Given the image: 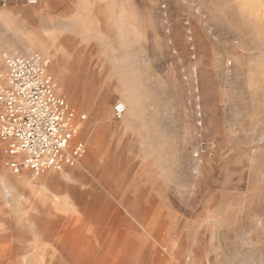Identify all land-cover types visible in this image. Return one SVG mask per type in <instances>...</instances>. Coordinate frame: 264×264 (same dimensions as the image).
I'll return each mask as SVG.
<instances>
[{"label":"rangeland","instance_id":"1","mask_svg":"<svg viewBox=\"0 0 264 264\" xmlns=\"http://www.w3.org/2000/svg\"><path fill=\"white\" fill-rule=\"evenodd\" d=\"M33 52L86 114L87 150L8 169L0 264H63L61 229L128 235L131 264H264V0H0V78ZM129 87L138 115L117 118Z\"/></svg>","mask_w":264,"mask_h":264},{"label":"built area","instance_id":"2","mask_svg":"<svg viewBox=\"0 0 264 264\" xmlns=\"http://www.w3.org/2000/svg\"><path fill=\"white\" fill-rule=\"evenodd\" d=\"M6 67V77L0 78V139L7 143L11 171L28 169L40 175L75 166L87 150L80 137L86 114H78L67 97L56 92L41 53L10 55ZM113 111L120 118L125 104L117 101Z\"/></svg>","mask_w":264,"mask_h":264},{"label":"bare ground","instance_id":"3","mask_svg":"<svg viewBox=\"0 0 264 264\" xmlns=\"http://www.w3.org/2000/svg\"><path fill=\"white\" fill-rule=\"evenodd\" d=\"M126 86L125 88L128 89ZM136 89L132 91V88L129 87V92H131L129 106L126 104V108L125 105L124 112L125 115L129 112L133 113L135 118L137 117L139 111V109H137L138 100ZM123 96L125 98L128 97V95ZM104 106L106 107L105 103ZM46 172L47 171L44 173ZM152 217V219L157 217L156 212L153 213ZM62 231L63 230L61 229V233L59 232L62 239L57 241V243L61 248L60 252H63V264H131L137 255L138 247L136 241L128 235L125 239L112 242L102 239H90L82 242L81 238L76 240L71 237V230L66 229L63 233ZM4 253H7V251L3 252V248L0 246V261L10 260V256L2 255Z\"/></svg>","mask_w":264,"mask_h":264},{"label":"crops","instance_id":"4","mask_svg":"<svg viewBox=\"0 0 264 264\" xmlns=\"http://www.w3.org/2000/svg\"><path fill=\"white\" fill-rule=\"evenodd\" d=\"M4 71H5V62H4L3 56L0 55V75L3 74ZM6 146H7V143L3 141L2 139H0V181L2 185L8 189L9 179H10L8 169H10V166L8 163L9 157L7 153L5 152Z\"/></svg>","mask_w":264,"mask_h":264}]
</instances>
